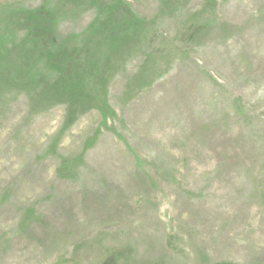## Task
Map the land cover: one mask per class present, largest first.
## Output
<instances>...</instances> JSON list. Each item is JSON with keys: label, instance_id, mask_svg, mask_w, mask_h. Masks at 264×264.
Masks as SVG:
<instances>
[{"label": "rangeland", "instance_id": "obj_1", "mask_svg": "<svg viewBox=\"0 0 264 264\" xmlns=\"http://www.w3.org/2000/svg\"><path fill=\"white\" fill-rule=\"evenodd\" d=\"M117 2L156 45L83 55L112 69L106 108L35 113L0 60V264H264V0ZM59 4L62 41L84 40L87 2L2 0L0 46L12 13Z\"/></svg>", "mask_w": 264, "mask_h": 264}, {"label": "trees", "instance_id": "obj_2", "mask_svg": "<svg viewBox=\"0 0 264 264\" xmlns=\"http://www.w3.org/2000/svg\"><path fill=\"white\" fill-rule=\"evenodd\" d=\"M81 1L89 3L88 5H92L97 11L96 19L90 25L89 35L81 41H77L76 38L62 41L56 32V19L63 16L60 4L55 12L44 7L36 11H21L19 14L10 15L18 16L13 23V29L16 34L22 33V38L8 43L6 51L0 46V60L6 65V74L18 70L26 74L25 80L28 79L24 83L28 93L26 97L35 113L46 112L52 107L63 105L70 113L79 116L84 111L107 107L106 99L102 95L106 83L99 78V75L105 76L112 71L111 67L108 65L99 67L103 70L98 72L99 70L94 66H84L82 60L83 55L93 53L91 47L96 42L108 43L113 39H119L122 44H125L128 38L132 37V41L135 39L134 42L139 47L144 48L149 43L156 45L154 36L150 38L145 36L146 28L143 18L137 16L123 18L122 13L127 6L118 3L117 0H112L111 3L108 0ZM212 1L213 6L215 7L216 4L218 8L217 0ZM71 2L75 4L80 0H71ZM205 4L209 8L208 0ZM214 22L213 18L208 22L200 23L194 28L193 35H183V39L178 40V43L184 44V39L192 40L194 35L201 34ZM8 30L12 31L11 24ZM3 43L6 44L4 41ZM19 51L21 54L18 53ZM2 68L1 65L0 69ZM79 70H83L81 75ZM2 86H8L7 82L0 81V88ZM98 100L100 104L96 106L93 101ZM32 213L26 214L32 218Z\"/></svg>", "mask_w": 264, "mask_h": 264}, {"label": "water", "instance_id": "obj_3", "mask_svg": "<svg viewBox=\"0 0 264 264\" xmlns=\"http://www.w3.org/2000/svg\"><path fill=\"white\" fill-rule=\"evenodd\" d=\"M0 1H2V0H0Z\"/></svg>", "mask_w": 264, "mask_h": 264}]
</instances>
